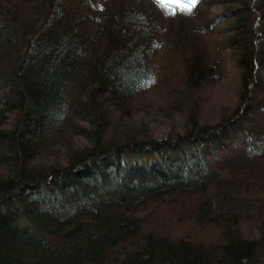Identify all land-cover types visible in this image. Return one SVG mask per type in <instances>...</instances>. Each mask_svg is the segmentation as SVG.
I'll list each match as a JSON object with an SVG mask.
<instances>
[{
    "label": "trees",
    "instance_id": "obj_1",
    "mask_svg": "<svg viewBox=\"0 0 264 264\" xmlns=\"http://www.w3.org/2000/svg\"><path fill=\"white\" fill-rule=\"evenodd\" d=\"M187 4L0 0V264H264V0Z\"/></svg>",
    "mask_w": 264,
    "mask_h": 264
},
{
    "label": "rangeland",
    "instance_id": "obj_2",
    "mask_svg": "<svg viewBox=\"0 0 264 264\" xmlns=\"http://www.w3.org/2000/svg\"><path fill=\"white\" fill-rule=\"evenodd\" d=\"M218 12V9H214ZM235 74L230 63L224 59V71L222 79L208 92L207 99L198 114V124H213L218 122L223 113L235 107L236 99L233 92ZM155 108V106H154ZM225 110V111H224ZM163 111V110H162ZM157 113V114H155ZM154 109L146 110L132 115L126 123L142 127L147 130L154 138H162L166 135H173L181 131L182 121L180 116L174 115L172 119ZM183 118V117H182ZM180 122V124H179ZM213 165L212 168H216Z\"/></svg>",
    "mask_w": 264,
    "mask_h": 264
},
{
    "label": "snow or ice",
    "instance_id": "obj_3",
    "mask_svg": "<svg viewBox=\"0 0 264 264\" xmlns=\"http://www.w3.org/2000/svg\"><path fill=\"white\" fill-rule=\"evenodd\" d=\"M158 2L162 5L165 6L169 0H158ZM172 2H176V0H172ZM197 3V0H188V4L184 6V9L186 11H191V7L194 6Z\"/></svg>",
    "mask_w": 264,
    "mask_h": 264
}]
</instances>
